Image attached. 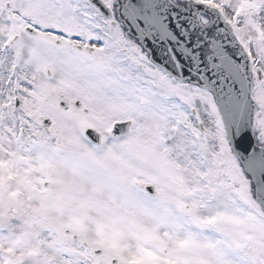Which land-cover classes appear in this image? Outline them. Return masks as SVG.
<instances>
[{"label":"snow or ice","instance_id":"6c2138e0","mask_svg":"<svg viewBox=\"0 0 264 264\" xmlns=\"http://www.w3.org/2000/svg\"><path fill=\"white\" fill-rule=\"evenodd\" d=\"M0 264H264V0H0Z\"/></svg>","mask_w":264,"mask_h":264}]
</instances>
